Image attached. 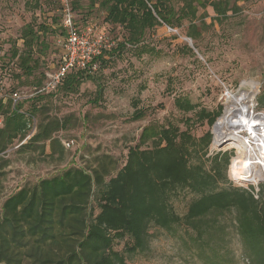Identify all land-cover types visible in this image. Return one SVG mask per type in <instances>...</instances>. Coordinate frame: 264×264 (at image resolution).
Instances as JSON below:
<instances>
[{"label":"trees","instance_id":"obj_1","mask_svg":"<svg viewBox=\"0 0 264 264\" xmlns=\"http://www.w3.org/2000/svg\"><path fill=\"white\" fill-rule=\"evenodd\" d=\"M89 1L90 8L98 5L104 10L102 30L111 36L112 26H117L125 32L122 41L97 59L99 69L106 66L107 56L127 47L137 49L146 31L158 25L177 30L185 24V36L196 48L197 23L201 30L209 26L207 8L214 14L211 24H221L240 11L237 2L250 0ZM89 22L77 24L84 28ZM37 38L29 24L20 37L22 51L12 49V59L26 76L34 71L30 63ZM92 79L86 71L71 72L58 90L72 94ZM262 83L258 102L264 108V72ZM173 105L182 114H192L183 121L184 128L172 123L147 126L138 144L128 149L123 166L102 155L90 169L69 167L9 195L0 207V264H126L125 254L148 248L150 228L179 238L200 264H239L233 250L235 237L248 264H264V200H254L228 181L232 151H210L211 130L221 105L208 111L182 97ZM22 108L23 101L15 107L8 99L0 101V152L26 137L35 110ZM143 116L137 111L134 118ZM192 125L206 131L195 136ZM59 129L58 121H43L23 146L48 142L51 152L63 149L53 137ZM182 194L189 200L185 213L179 215L173 200ZM225 213L234 215L228 225L221 218ZM119 242H124L122 251L115 249Z\"/></svg>","mask_w":264,"mask_h":264},{"label":"rangeland","instance_id":"obj_2","mask_svg":"<svg viewBox=\"0 0 264 264\" xmlns=\"http://www.w3.org/2000/svg\"><path fill=\"white\" fill-rule=\"evenodd\" d=\"M72 3L79 25L103 22L105 13L98 5L90 8L89 0ZM237 7L240 11L221 24H211L214 14L207 8L205 21L209 26L201 30L197 23L200 36L196 48L185 36V24L174 31L158 25L146 31L137 49L127 47L118 55L107 56L106 66L91 74L93 79L85 80L75 93L58 90L48 96L35 92L45 82V74L57 64L56 40L60 33L57 1L0 0L3 90L27 97L22 110L34 108L36 129L43 121H58L60 129L53 137L63 148L56 147L51 152L48 142L18 147L20 141L14 140L0 152V207L19 189L31 187L69 167L90 169L102 155L112 157L118 167L123 166L128 149L138 144L147 126L172 123L183 129V121L192 114L175 109L173 102L177 97L188 99L199 109L213 111L220 104L222 85L236 87L251 79L259 81L262 87L264 0L240 1ZM29 24L38 37L30 63L34 65L32 76L24 75L17 59L11 57L13 47L22 51L20 37ZM110 34L115 45L125 37L124 30L117 26H112ZM137 111L144 116L134 118ZM190 130L199 136L206 127L192 125ZM188 200L183 194L173 200L179 215L185 213ZM221 218L228 225L234 215L225 213ZM149 233L152 236L148 248L134 255L125 254L126 264H200L179 238L156 228H150ZM232 242L239 264H248L238 239L235 237ZM123 248L124 242L115 246L118 251Z\"/></svg>","mask_w":264,"mask_h":264},{"label":"built area","instance_id":"obj_3","mask_svg":"<svg viewBox=\"0 0 264 264\" xmlns=\"http://www.w3.org/2000/svg\"><path fill=\"white\" fill-rule=\"evenodd\" d=\"M60 14V34L57 36L58 51L56 67L45 74V82L35 94L55 93L65 77L71 72L98 70L97 59L115 47V41L100 24L90 21L80 28L72 9L71 0H56ZM169 28V27H168ZM169 31H174L169 28ZM261 91L259 81L251 79L236 87L222 85L220 93L221 114L212 127L210 151H232L228 167V181L246 190L254 200H264V108L259 105ZM19 92L5 94L0 84V101H11L12 107L23 101ZM18 147L25 144L35 133L34 119ZM0 118V127H2ZM221 125V135L216 136L215 127ZM70 143H65L68 147Z\"/></svg>","mask_w":264,"mask_h":264},{"label":"bare ground","instance_id":"obj_4","mask_svg":"<svg viewBox=\"0 0 264 264\" xmlns=\"http://www.w3.org/2000/svg\"><path fill=\"white\" fill-rule=\"evenodd\" d=\"M221 129H222L221 125L215 127V133L217 137L221 135Z\"/></svg>","mask_w":264,"mask_h":264},{"label":"water","instance_id":"obj_5","mask_svg":"<svg viewBox=\"0 0 264 264\" xmlns=\"http://www.w3.org/2000/svg\"><path fill=\"white\" fill-rule=\"evenodd\" d=\"M190 42V41H189ZM191 43V42H190ZM191 45V44H190Z\"/></svg>","mask_w":264,"mask_h":264}]
</instances>
